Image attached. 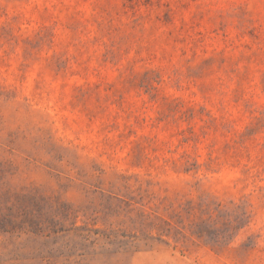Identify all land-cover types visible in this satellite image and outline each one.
<instances>
[{
	"label": "rangeland",
	"instance_id": "obj_1",
	"mask_svg": "<svg viewBox=\"0 0 264 264\" xmlns=\"http://www.w3.org/2000/svg\"><path fill=\"white\" fill-rule=\"evenodd\" d=\"M0 264H264V0H0Z\"/></svg>",
	"mask_w": 264,
	"mask_h": 264
}]
</instances>
